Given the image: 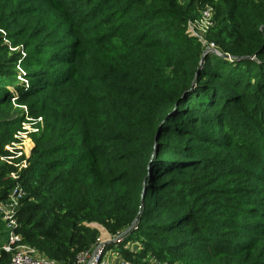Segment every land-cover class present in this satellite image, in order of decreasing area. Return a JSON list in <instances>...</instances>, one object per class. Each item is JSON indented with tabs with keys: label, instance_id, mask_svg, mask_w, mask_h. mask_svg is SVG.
<instances>
[{
	"label": "trees",
	"instance_id": "obj_1",
	"mask_svg": "<svg viewBox=\"0 0 264 264\" xmlns=\"http://www.w3.org/2000/svg\"><path fill=\"white\" fill-rule=\"evenodd\" d=\"M116 5L97 20L98 7L89 10L87 25L99 33L55 35L47 16L25 24L0 0L6 39L23 47V65L37 66L26 72L36 86L18 88L19 100L49 98L38 109L44 127L28 165L17 173L20 161L5 147L19 121L3 115L11 95L0 82V204L16 182L12 173L24 193L15 233L48 260L77 264L99 244L94 225L114 238L135 222L113 249L130 264H264V222L242 218L259 204L225 202L238 193L237 157L260 147L264 159V0ZM204 7L206 46L233 59L207 53L200 62L205 50L187 26ZM1 39L0 80L16 76L20 58H6ZM46 60L66 67L46 72ZM129 241L134 250L121 246ZM10 259L0 250V264Z\"/></svg>",
	"mask_w": 264,
	"mask_h": 264
},
{
	"label": "rangeland",
	"instance_id": "obj_2",
	"mask_svg": "<svg viewBox=\"0 0 264 264\" xmlns=\"http://www.w3.org/2000/svg\"><path fill=\"white\" fill-rule=\"evenodd\" d=\"M4 2L5 10L7 13L12 11L15 13V17L18 18L23 23H33L35 21H41L43 16H47L45 19V23L48 26V34L62 35L61 32H68L69 30L75 29L79 31H85L88 33H99L98 30H95L93 27L89 29L90 17L89 10L94 7H98L96 3H99V0H93V2L88 5V1L86 0H1ZM107 6L98 7L95 12L96 20L101 16H104L111 12L113 8H115L116 2L119 0H107ZM179 4L183 5L191 0H177ZM103 2V0H102ZM101 3V1H100ZM110 3V4H109ZM198 4V3H197ZM10 8V9H8ZM209 7H204L200 10L199 18L197 21L189 24L187 26V33L189 36L196 38L199 44L203 47L205 51L216 50L212 45L206 46V30L209 27V16H207V11H209ZM102 13V14H100ZM0 21L1 23L6 22V16L0 12ZM91 24V23H90ZM65 26V27H63ZM0 38L1 44L7 47V55L6 58H10L12 55H18L20 58L13 65L12 69L15 72V77L7 78L4 77L0 80V82H8L7 91L10 93L11 98L9 101V109L3 112L4 116H8L10 119H17L18 124L12 129V141L10 142L12 147L6 146L5 149L10 153H17L13 157V162L20 161L18 164H13L16 172L18 173L21 169H25L27 167V158L29 157L32 145L33 138L40 134L41 130L44 127L43 119L38 116L39 107L45 108L47 101V95L39 94L27 97V100L20 101V91L18 88H21L23 91H27V89L31 88V86H36L35 83H30L29 79L26 78V72L36 70L37 66L35 65H23V59L25 54L23 53V47L21 45L12 44L8 39H6L5 31L0 28ZM61 36H58L57 39ZM85 39H89L86 37ZM73 56V51L66 53L65 50L60 52L62 56ZM52 63L49 68H45L47 71H57V69L61 68V66L66 67V65H62L59 61H50L46 60V63ZM32 94V93H31ZM33 114V115H32ZM2 115L0 114V117ZM258 134H261L259 131ZM258 153L251 154V157L247 159H242L241 157H237L241 166L240 173L236 171L234 175V180L231 184L237 188V194L226 195L232 201L227 199L225 202H229L231 204H242L238 205L240 209L247 208L248 204L258 203L257 211L255 213L250 214L249 216H243V220H245L246 224H263L264 222V159L263 155L260 152V147H255ZM229 153L232 156H236V153L233 152L232 149H223L219 153ZM237 156H239L237 154ZM261 157V160L260 158ZM234 169V168H232ZM229 170V169H225ZM235 171V169L233 170ZM223 185V184H222ZM220 185V188H222ZM235 200V201H233ZM250 206V205H249ZM95 227L99 231V244H102L103 248L102 254L104 255L103 259L107 260L105 255L111 256L115 253L112 251L115 248V244H118L120 241H115L117 237H107V239H103L101 233L105 232L100 226L95 225ZM246 236V235H245ZM125 235L121 238H123ZM182 239V238H180ZM244 240V239H243ZM124 246L130 250L135 249V243L133 241H129L126 243H122ZM121 257V255H120ZM148 258H142L140 263H147ZM194 260H198V256L195 255L193 257Z\"/></svg>",
	"mask_w": 264,
	"mask_h": 264
},
{
	"label": "built area",
	"instance_id": "obj_3",
	"mask_svg": "<svg viewBox=\"0 0 264 264\" xmlns=\"http://www.w3.org/2000/svg\"><path fill=\"white\" fill-rule=\"evenodd\" d=\"M207 16H209L208 24L210 25L211 9L207 11ZM9 178L16 182L8 192L6 201L0 204V223L3 225L7 236L6 242L0 247V250L11 256L8 264H56L42 256L34 247L24 244L21 237L15 233L16 220L14 216L24 193L17 182L18 177L12 173ZM102 251L103 248L98 244L92 251L82 254L77 264H130L121 258L114 262L105 260Z\"/></svg>",
	"mask_w": 264,
	"mask_h": 264
},
{
	"label": "crops",
	"instance_id": "obj_4",
	"mask_svg": "<svg viewBox=\"0 0 264 264\" xmlns=\"http://www.w3.org/2000/svg\"><path fill=\"white\" fill-rule=\"evenodd\" d=\"M94 227H95V225H94ZM100 234V233H99ZM101 235L103 236L102 238L105 240V239H107V237H109V235L106 233V232H103V233H101ZM7 236H6V231H5V229L4 228H1L0 229V247H2L4 244H5V242H6V238ZM105 237V238H104ZM113 251V250H112ZM107 258V260L108 261H111V262H114V261H117V260H119L121 257H120V255L117 253V252H115L113 255H111V256H108V255H105Z\"/></svg>",
	"mask_w": 264,
	"mask_h": 264
},
{
	"label": "water",
	"instance_id": "obj_5",
	"mask_svg": "<svg viewBox=\"0 0 264 264\" xmlns=\"http://www.w3.org/2000/svg\"><path fill=\"white\" fill-rule=\"evenodd\" d=\"M207 53H209V51H204V53L202 54V60H201L200 62L203 61V59H204V57H205V55H206ZM210 53L216 54V55L222 57L223 59H233V58L230 57V56L220 54L217 50H212ZM191 89H192V87L190 88V90H191ZM185 93H187V92H184V94H185ZM136 219H137V218H136ZM134 227H135V222H133L132 225H131L127 230H125L123 233H121L120 235H118V236L115 238V241H116V242H117V241H120L121 238H122L124 235H126L127 233H130V232L134 229ZM99 245L101 246L102 244H99Z\"/></svg>",
	"mask_w": 264,
	"mask_h": 264
},
{
	"label": "bare ground",
	"instance_id": "obj_6",
	"mask_svg": "<svg viewBox=\"0 0 264 264\" xmlns=\"http://www.w3.org/2000/svg\"><path fill=\"white\" fill-rule=\"evenodd\" d=\"M105 238V237H104Z\"/></svg>",
	"mask_w": 264,
	"mask_h": 264
}]
</instances>
